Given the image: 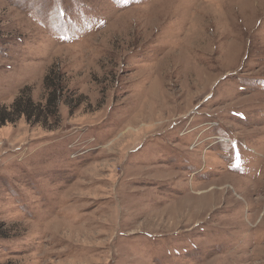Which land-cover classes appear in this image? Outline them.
<instances>
[{
    "label": "rangeland",
    "instance_id": "1",
    "mask_svg": "<svg viewBox=\"0 0 264 264\" xmlns=\"http://www.w3.org/2000/svg\"><path fill=\"white\" fill-rule=\"evenodd\" d=\"M50 73L58 118L0 127V264H264V0H0V107Z\"/></svg>",
    "mask_w": 264,
    "mask_h": 264
},
{
    "label": "trees",
    "instance_id": "2",
    "mask_svg": "<svg viewBox=\"0 0 264 264\" xmlns=\"http://www.w3.org/2000/svg\"><path fill=\"white\" fill-rule=\"evenodd\" d=\"M44 85L47 90L45 103L35 102L31 94L25 93L17 96L8 106L0 107V127L7 123H13L23 117L32 124L44 125L48 118L55 120L58 118V105L61 102L64 84L59 77L52 76L51 73L44 77ZM232 147V162L234 165L238 161V155L235 152L237 141L235 135H228ZM222 157L226 158L222 152ZM248 170V166L244 164Z\"/></svg>",
    "mask_w": 264,
    "mask_h": 264
}]
</instances>
